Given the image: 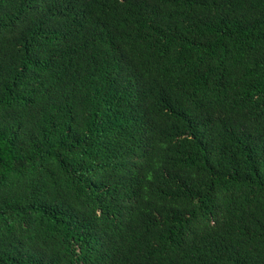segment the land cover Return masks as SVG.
I'll use <instances>...</instances> for the list:
<instances>
[{
    "label": "trees",
    "instance_id": "1",
    "mask_svg": "<svg viewBox=\"0 0 264 264\" xmlns=\"http://www.w3.org/2000/svg\"><path fill=\"white\" fill-rule=\"evenodd\" d=\"M0 264H264V0H0Z\"/></svg>",
    "mask_w": 264,
    "mask_h": 264
}]
</instances>
